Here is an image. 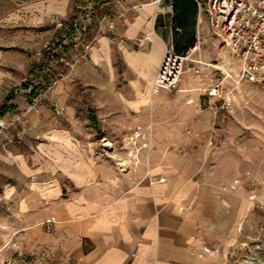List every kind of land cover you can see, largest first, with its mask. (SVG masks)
<instances>
[{"label":"crops","instance_id":"obj_1","mask_svg":"<svg viewBox=\"0 0 264 264\" xmlns=\"http://www.w3.org/2000/svg\"><path fill=\"white\" fill-rule=\"evenodd\" d=\"M70 1L30 0L17 9L14 19L28 25L18 35L33 40L13 43L37 48L57 31L50 13H70ZM171 2L117 5L124 14L116 31L100 35L48 98L31 107L18 98L10 102L24 111L28 133L0 145V205L13 208L34 248L45 246L71 264H189L203 246L220 244L237 219L216 187L197 192L193 167L179 153L151 154L147 163L123 169L116 153L104 151L105 140L134 127L163 125L159 115L169 90L153 91V82L165 50L181 35ZM14 50L0 47V62L24 64L23 52ZM219 74L187 73L182 89L201 82V97L213 107L204 97ZM191 202L195 211L183 214Z\"/></svg>","mask_w":264,"mask_h":264},{"label":"rangeland","instance_id":"obj_2","mask_svg":"<svg viewBox=\"0 0 264 264\" xmlns=\"http://www.w3.org/2000/svg\"><path fill=\"white\" fill-rule=\"evenodd\" d=\"M29 1L0 0V47L6 52L17 49L26 58L21 65L0 62V108L4 104L12 105V99L17 98L30 107L37 105L41 98H48L61 80L70 76L77 63L64 67L67 74L51 89L35 87L32 94L27 93L28 84L23 83L22 78L45 64L44 60L36 58L35 52L45 39L59 33L57 28L55 34L41 39L37 48L34 44L20 48L13 43L20 38L33 40L18 35V29L28 28V25H20L13 14ZM75 2L70 1L71 9L75 8ZM52 13L57 14V21L63 23L69 22L73 15L72 10L68 14ZM205 26L203 21L200 57L205 59L204 52L207 51V57L215 59L221 56L219 48L222 47L214 42L210 31L209 34L205 32ZM187 73L201 76L204 72L196 73L191 69ZM72 81L76 82L75 79ZM181 81L169 90V100H166L159 115L162 126L134 127L111 142L105 140L104 151L107 155L116 153L117 162L123 169L147 163L151 154L179 153L185 158L184 165L193 167L191 177L197 183V192L206 184L218 189L226 210H233V215L238 217L228 232L222 235L220 244L203 246L189 264H244L248 260L251 264H264V78L242 83L230 94L228 105L217 111L215 104L212 107L204 103L201 82L183 90L185 85ZM35 90L39 92L34 94ZM31 96L38 97L36 104H32ZM9 112L10 117L6 116ZM17 115H21L22 120H15ZM0 119L8 123L6 133L0 135V145L14 142L28 133L27 118L22 109H14L12 105L4 115H0ZM136 130L145 137L131 139ZM179 136L180 141H176ZM160 179L164 181L166 177L159 176L157 180ZM196 205V202H191V205L182 208V213L194 212ZM12 209L6 204L0 205V264H71L66 257L45 246L34 248V242L26 237L24 223L14 216ZM44 227L48 230V225Z\"/></svg>","mask_w":264,"mask_h":264},{"label":"built area","instance_id":"obj_3","mask_svg":"<svg viewBox=\"0 0 264 264\" xmlns=\"http://www.w3.org/2000/svg\"><path fill=\"white\" fill-rule=\"evenodd\" d=\"M197 4L196 33L189 47L182 53L173 46L168 47L158 66L153 91L171 90L183 78L187 70L198 72L220 71L211 77L204 99L215 102V110L228 105L229 96L244 82H257L264 78V0H195ZM131 0H76L69 22L57 21V14H50L51 23L59 33L42 42L35 56L44 60L36 72L22 78L28 84V94L34 88L51 89L61 77L67 74L64 67H72L76 62L87 59L91 48L102 34L115 32L118 19L124 10L117 5L130 6ZM171 7L173 3L171 2ZM205 21L212 36L220 41L228 55L213 60L200 57L202 49L201 28ZM149 37V36H148ZM32 104L38 101L31 96ZM15 120H22L17 115ZM7 121L0 119V135L7 129ZM140 127V126H139ZM145 137L136 130L131 139ZM124 141L125 139L122 138ZM161 181V179H160Z\"/></svg>","mask_w":264,"mask_h":264},{"label":"trees","instance_id":"obj_4","mask_svg":"<svg viewBox=\"0 0 264 264\" xmlns=\"http://www.w3.org/2000/svg\"><path fill=\"white\" fill-rule=\"evenodd\" d=\"M174 6V23L177 27L181 28L180 39L174 43V50L176 52H184L192 42L195 35L197 4L195 0H173ZM39 90H35L38 93ZM12 105L4 104L0 108V115H4ZM91 118L94 119L91 113Z\"/></svg>","mask_w":264,"mask_h":264},{"label":"bare ground","instance_id":"obj_5","mask_svg":"<svg viewBox=\"0 0 264 264\" xmlns=\"http://www.w3.org/2000/svg\"><path fill=\"white\" fill-rule=\"evenodd\" d=\"M244 264H251V262L248 260V261H245Z\"/></svg>","mask_w":264,"mask_h":264}]
</instances>
